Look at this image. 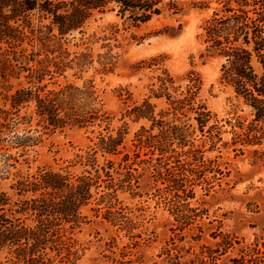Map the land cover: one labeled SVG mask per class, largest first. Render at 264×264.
Listing matches in <instances>:
<instances>
[{
	"label": "rangeland",
	"instance_id": "374dc122",
	"mask_svg": "<svg viewBox=\"0 0 264 264\" xmlns=\"http://www.w3.org/2000/svg\"><path fill=\"white\" fill-rule=\"evenodd\" d=\"M220 1L178 0L179 13L166 11L129 31L113 13L97 15L83 34L62 41L66 61L90 53L82 66L73 60L36 84L27 82V71L0 76V108H10L18 88L39 85L43 94L92 84L93 106L107 116L110 132L126 129L119 153L103 154L96 143L105 122L53 130L38 122L34 101L13 114L25 118L14 134L31 135L34 144L23 154L3 141L12 132L0 136V190L12 201L19 196L11 186L43 168L99 176L79 208L78 227L57 226L65 244L44 264H264V119L221 78L225 58L207 50L204 27ZM22 46L26 54L38 49L37 41ZM104 56L111 61L106 70ZM252 64L260 74L256 57ZM144 100L155 120L131 111ZM94 150L93 165L87 155ZM106 184H114L117 213H106L100 201L113 190ZM0 264H9L5 251Z\"/></svg>",
	"mask_w": 264,
	"mask_h": 264
},
{
	"label": "trees",
	"instance_id": "16d2710c",
	"mask_svg": "<svg viewBox=\"0 0 264 264\" xmlns=\"http://www.w3.org/2000/svg\"><path fill=\"white\" fill-rule=\"evenodd\" d=\"M220 4V10L204 27L207 50L210 55L225 58L221 78L250 102L256 119H264V0H221ZM180 10L178 0H0V76L4 77L8 71L19 77L21 71H27V82L36 84L46 75L63 71L73 60L82 66L90 53L81 52L66 61L70 54L63 48L62 41H66L67 36L74 37L76 32L83 34L85 24L97 15L113 13L121 20L122 29L129 31L166 11L177 14ZM114 27L110 28L111 37L117 40L118 29ZM131 36L135 38L134 34ZM23 41H37L38 49L26 54ZM2 44L7 47L3 48ZM42 54L44 56L39 58ZM254 57L261 64L260 74L253 67ZM103 58L100 63L106 70L111 61H107L106 56ZM92 86L89 84L80 89L68 84L43 94L39 92V85L16 89L10 95V108H0V136L6 131L12 132L3 141L22 147V153H26L27 147L34 144L33 136L14 134L25 118L13 114L23 103L34 101L38 122L53 130L61 131L67 126L87 127L96 121L100 126L105 122L106 134L99 137L96 147L103 154L119 153L126 129H119L116 135L110 132L107 116L93 106L97 96ZM131 111L137 119L155 120L153 107L147 100ZM3 141L0 138V144L3 145ZM95 153L96 150L87 155L93 165ZM127 159L125 154L124 160ZM108 163L111 168L113 161ZM125 167L126 170L131 168V163L126 162ZM101 168L108 177L111 176L109 170ZM98 177L92 176L91 172L71 176L43 168L36 174L18 179L11 186L19 196L16 200L12 201L7 192L0 190V251L7 253L9 264H44L49 252L60 253L65 242L57 226L71 222L72 228L78 227L79 208L91 197V187L99 186ZM105 187L113 190L102 193L100 201L107 207L106 213H117V210H111L114 207L112 200H116L114 184Z\"/></svg>",
	"mask_w": 264,
	"mask_h": 264
}]
</instances>
